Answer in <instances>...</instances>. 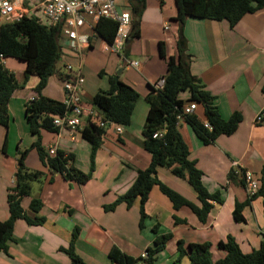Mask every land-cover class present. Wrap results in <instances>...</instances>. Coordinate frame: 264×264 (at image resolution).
Segmentation results:
<instances>
[{
  "label": "crops",
  "instance_id": "crops-1",
  "mask_svg": "<svg viewBox=\"0 0 264 264\" xmlns=\"http://www.w3.org/2000/svg\"><path fill=\"white\" fill-rule=\"evenodd\" d=\"M177 14L175 0H146L140 38L128 41L119 54L106 52L108 42L98 33L91 36V47L81 55L69 50L67 41H60L59 71L49 79L43 92L45 97L64 102L62 81L65 78L60 72L66 75V67L72 66L74 69L81 67L85 79L82 104L86 109H95L94 96L109 91L111 78L118 77L132 87L139 99L130 125L122 126L121 134L116 132L115 125L103 130L92 177L85 184L50 172L37 151H30L25 166L42 175L31 184V195L22 201V207L29 219L44 221L37 225L18 220L7 251L0 254V264H72L67 250L75 229L79 234L74 249L85 264H111L109 253L114 247L128 257H142L154 245L156 227L159 235L170 234L171 238L155 264H177L179 242L186 246L208 244L213 263L226 257L219 244L228 237L235 240L244 254L259 248L264 240L263 198L255 196L250 200L240 173L249 171L261 181L264 166V126L255 122L264 111V8L245 15L234 27L227 21L192 17L187 18L184 25L191 74L211 94L212 104L223 120L228 121L235 112L242 115V122L234 134L221 135L207 145L199 140L185 119L179 120L178 130L191 160L203 174L204 187L220 200L209 201L213 209L206 220L201 221L190 206L175 210L158 187L153 189L144 205L148 218L143 227L140 226V199L131 207L122 203L113 210L105 209L132 186L137 171L150 166L151 158L144 149L143 139L149 111L146 98L167 73V62L159 54V43L164 44L168 57L177 55L179 25L173 20ZM165 26L169 29L165 30ZM131 62H137L138 66H132ZM4 66L15 75L20 87L9 105L8 126L0 125L2 222L10 218L7 198L15 185L19 153L40 139L31 133L26 121V105L35 97L33 90L39 79L31 76L24 84L26 64L19 60L7 59ZM182 98L188 100L190 96L184 93ZM194 115L206 122L202 105L197 104ZM89 120V117L83 118L84 128L90 125ZM40 136L45 148L55 145L57 151L69 158V167L85 174L90 172L92 145L83 138L81 131L74 140L67 129L60 137L45 131ZM233 169L232 174L237 177L231 174ZM158 179L192 206L201 207L186 179L176 177L163 167L158 168ZM33 200L42 205L38 212L30 208ZM238 204H245L242 222L236 221L233 215ZM179 264L191 263L184 257Z\"/></svg>",
  "mask_w": 264,
  "mask_h": 264
},
{
  "label": "trees",
  "instance_id": "trees-1",
  "mask_svg": "<svg viewBox=\"0 0 264 264\" xmlns=\"http://www.w3.org/2000/svg\"><path fill=\"white\" fill-rule=\"evenodd\" d=\"M175 2L178 14L173 20L179 25L176 41L177 55L168 57L164 44L159 43V54L167 62V73L162 89L152 88L146 98L149 111L143 129V139L144 149L151 158L150 166L146 170L137 171L136 180L126 193L118 197L113 204L105 207L106 210H113L122 203L131 207L137 199H140L141 227L148 218L144 205L156 187L169 198L175 210L182 206H190L201 221H205L213 209L209 201L220 202L218 196L210 195L204 187L203 174L196 167V162L191 160L189 149L178 130V116L182 115L183 108L192 103L204 107L206 122L211 129L205 128L204 123L196 115L186 116L185 122L205 145L213 143L221 135L231 136L242 122V115L238 112L233 113L228 121L223 120L212 104L211 94L191 74V57L187 54V41L183 34L186 19L192 17L217 22L227 21L234 27L245 15L255 14L264 8V0H175ZM128 4L132 14L128 41H132L140 38V24L146 0H128ZM95 30L98 35L112 44L117 24L106 19L101 20ZM60 33L59 26L36 17H24L15 23L0 24V125L8 126L9 105L14 93L20 87L15 75L5 68L4 61L16 59L26 64L24 84L31 76L39 79L38 85L33 90L35 99L26 105V121L31 133L40 137L38 142L19 153L15 185L10 188L7 198L10 218L5 222L0 221V254L7 251L18 220L22 219L29 224L37 225L44 221L29 219L22 207V201L31 195V184L39 180L42 175L26 168L24 162L30 151L33 149L37 151L41 162L50 172L62 175L66 180H76L85 184L92 177L95 154L101 145L103 129L99 126V122H90V125L82 131L83 138L92 145L91 170L87 174L69 167V158L64 153L58 151L56 156H50L42 145L41 132L58 134L59 130L54 126L53 121L67 111L64 102L43 95L49 79L59 71L62 52ZM60 76L65 78L64 72H60ZM262 92L264 94V84ZM184 93L189 94L188 100L182 98ZM138 99L139 94L132 87L116 78H111L109 91L97 93L93 98V105L104 120L120 126H129ZM162 131L160 137L154 138L156 133ZM160 167L171 170L176 177L186 179L196 192L201 207L192 206L182 196L163 185L158 179ZM261 175L260 189L256 196L262 197L264 202V166ZM234 176L237 177L235 174ZM41 206L39 201H31L30 208L33 212H38ZM244 206L245 204L236 205L233 215L238 222L243 221L241 212ZM177 222L180 221L177 219ZM154 233L156 238L153 247L147 250V259L128 257L114 247L109 253L111 264H155L158 254L164 249L171 235H159L158 227L154 229ZM78 234V230L75 229L67 254L72 264H85L74 249ZM219 248L226 252V257L213 263L208 244L186 246L183 242H179L176 263L179 264L184 257H188L191 264H264V240L259 248L250 254H244L232 237L221 242Z\"/></svg>",
  "mask_w": 264,
  "mask_h": 264
},
{
  "label": "built area",
  "instance_id": "built-area-1",
  "mask_svg": "<svg viewBox=\"0 0 264 264\" xmlns=\"http://www.w3.org/2000/svg\"><path fill=\"white\" fill-rule=\"evenodd\" d=\"M27 18H42L49 21L54 26L61 28L60 41L68 43V49L80 55L91 47V36L96 33V26L101 20H109L117 24L116 35L112 44H107L106 52L119 54L123 51L128 42L132 26V14L128 0H0V18L5 23H15ZM169 27L165 26V30ZM137 67V62H131ZM65 80H63V90L65 93L64 104L67 108L63 116L54 119L53 124L61 132L67 129L70 137L79 131H83V118L89 117L90 122H99V126L104 130L111 125H115L101 118L97 109H86L82 104V93L85 79L81 67L74 69L72 66L66 67ZM164 79L155 84V89H162ZM31 98L30 101L34 100ZM197 104H188L183 108L182 115L178 120H184L186 116L194 115ZM256 124L264 126V111L256 118ZM116 126V132L122 133L120 125ZM205 128L211 126L205 122ZM162 132L154 135L160 137ZM50 156L57 155L56 146L46 147ZM236 165H234V169ZM233 169V170H234ZM241 179L247 188L250 198L255 197L260 189V181L249 171L240 173ZM143 259L148 258V253H144Z\"/></svg>",
  "mask_w": 264,
  "mask_h": 264
},
{
  "label": "rangeland",
  "instance_id": "rangeland-1",
  "mask_svg": "<svg viewBox=\"0 0 264 264\" xmlns=\"http://www.w3.org/2000/svg\"><path fill=\"white\" fill-rule=\"evenodd\" d=\"M4 23V21L0 18V24H3ZM99 76H100V74H99Z\"/></svg>",
  "mask_w": 264,
  "mask_h": 264
},
{
  "label": "clouds",
  "instance_id": "clouds-1",
  "mask_svg": "<svg viewBox=\"0 0 264 264\" xmlns=\"http://www.w3.org/2000/svg\"><path fill=\"white\" fill-rule=\"evenodd\" d=\"M131 9V8H130ZM5 23V22H4ZM116 125V124H115ZM122 127V126H121ZM57 153H58V151H57ZM250 199H252V198H250Z\"/></svg>",
  "mask_w": 264,
  "mask_h": 264
},
{
  "label": "water",
  "instance_id": "water-1",
  "mask_svg": "<svg viewBox=\"0 0 264 264\" xmlns=\"http://www.w3.org/2000/svg\"><path fill=\"white\" fill-rule=\"evenodd\" d=\"M116 80H118V77L116 78Z\"/></svg>",
  "mask_w": 264,
  "mask_h": 264
}]
</instances>
